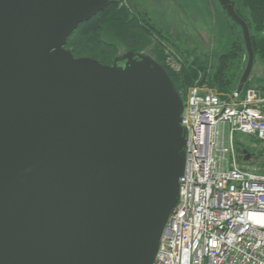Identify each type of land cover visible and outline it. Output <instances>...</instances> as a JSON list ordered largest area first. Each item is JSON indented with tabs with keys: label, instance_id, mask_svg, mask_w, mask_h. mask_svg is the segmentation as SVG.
I'll return each mask as SVG.
<instances>
[{
	"label": "water",
	"instance_id": "1",
	"mask_svg": "<svg viewBox=\"0 0 264 264\" xmlns=\"http://www.w3.org/2000/svg\"><path fill=\"white\" fill-rule=\"evenodd\" d=\"M217 1L247 52L234 99L254 51L234 2ZM108 3L0 0V264H152L177 204L184 101L165 68L65 48Z\"/></svg>",
	"mask_w": 264,
	"mask_h": 264
},
{
	"label": "built area",
	"instance_id": "2",
	"mask_svg": "<svg viewBox=\"0 0 264 264\" xmlns=\"http://www.w3.org/2000/svg\"><path fill=\"white\" fill-rule=\"evenodd\" d=\"M181 126L178 201L152 264H264V168L258 170L255 156L244 162L236 141L243 134L264 143V97L251 87L241 99L224 100L194 84Z\"/></svg>",
	"mask_w": 264,
	"mask_h": 264
},
{
	"label": "trees",
	"instance_id": "3",
	"mask_svg": "<svg viewBox=\"0 0 264 264\" xmlns=\"http://www.w3.org/2000/svg\"><path fill=\"white\" fill-rule=\"evenodd\" d=\"M231 1L234 2L238 16L246 22L249 31H252L253 34L250 32V36L254 57L258 56L264 66V0ZM223 11L230 22L240 28L228 13ZM153 37L156 39L155 43L151 45L150 38ZM174 39L165 36L159 28L149 22L145 14L135 12V9H132L127 2L109 0L108 5L102 11L79 25L69 36L65 48L70 50L75 57L88 56L109 65L112 64L120 48H123L124 52H142L151 46L150 56L165 68L179 93L185 91L190 85H194L193 83L199 78V72L203 70L202 78L208 79V84L215 87L214 89L217 90L221 98L228 100L230 97L224 96L223 93L233 90L234 87H232V81L226 78V72L229 62L237 58L236 52L230 51L220 56L215 67L216 71L207 72L208 63L201 61L199 57H194L190 61L185 53L188 50H183V46L175 45L177 41ZM179 41H181L180 38ZM167 43L174 46L175 55L166 51ZM166 59L169 60L171 68L166 64ZM258 82L259 86L246 83L238 99L243 98L246 89L251 87L264 97V69ZM181 97L185 101L186 95Z\"/></svg>",
	"mask_w": 264,
	"mask_h": 264
},
{
	"label": "rangeland",
	"instance_id": "4",
	"mask_svg": "<svg viewBox=\"0 0 264 264\" xmlns=\"http://www.w3.org/2000/svg\"><path fill=\"white\" fill-rule=\"evenodd\" d=\"M123 1L124 3L127 2L129 5H131V8L135 9V12L138 11L139 14H145L149 22L154 24L157 28H159L165 36L173 39L175 38L174 40L177 41L175 42V45L177 46L180 45L181 47L183 46L184 47L183 50H188L185 53H187L188 55L187 58H190L189 59L190 61H192L194 57H199L201 61L207 62L208 63V66L206 68L207 72L208 71L210 72L211 70L216 71L215 67L218 62V58L220 56H223L224 54L230 51L232 53L236 52L237 58L229 62V68L228 71L226 72V78L227 79L229 78L232 81V87H234V89L231 91H226V92L222 91V92H224L223 93L224 96L230 97L228 100L238 99L239 96L234 99H232L231 97L233 93L236 91L238 81L245 69L247 63V52H246L241 29L239 27L234 26L230 22L228 16L221 9L217 0H207V4L209 7L208 23L205 22V24L208 25L207 28L205 29L197 28L203 25V21L197 19L194 20L195 25H193L194 27L192 31L190 28L187 29L179 28V31H177L178 34H175V29L168 27L169 26L168 20L169 21L175 20V18H173L174 11H171V9L167 7L165 10H163L160 13L161 10L160 8L161 6L164 7L165 5L175 6L176 5L175 3L181 5L182 3L181 0H175V3L171 2V0H166L165 2L164 1L160 2L158 0H147L145 4L147 9H150L149 5L154 4L153 7L150 9L149 15L145 13L144 11L145 9L138 10V8H135L132 5V3L136 4L135 3L136 1L134 0L133 1L123 0ZM163 13L167 16L168 20L165 18H161L162 16L160 15ZM179 21L184 25H189V23H191L190 20L185 21L183 19H180ZM179 32H184V34H180ZM249 32L253 34L252 31ZM179 38L181 39V41H179ZM150 39L152 42L151 45H153L155 43L156 38L153 37ZM165 47L167 48L166 51L168 53H172L173 55H175V51H174L175 49H173L174 48L173 45L171 44L168 45L167 43ZM149 49H151V46L148 49L142 51L141 53L151 55ZM124 51L125 50L123 48H120L118 54H122ZM168 61L169 60L166 59V64L169 65L171 68L172 66L169 64ZM263 69L264 66L261 60L259 59V57L258 56L254 57L252 70L246 83L259 86L258 80L262 75ZM203 74L204 71L201 70L199 72L198 80H196L193 84H206L208 87L214 89L215 87L208 84L209 83L207 81L208 79L206 80L204 77L202 78ZM189 87H187L185 91H180V95L185 96L187 93V89ZM236 141L241 149H247L249 152L255 153L254 162L255 165L258 166V170L261 171L264 168V143L262 144L260 141H256L254 137H250L248 135H243V134L237 135Z\"/></svg>",
	"mask_w": 264,
	"mask_h": 264
},
{
	"label": "crops",
	"instance_id": "5",
	"mask_svg": "<svg viewBox=\"0 0 264 264\" xmlns=\"http://www.w3.org/2000/svg\"><path fill=\"white\" fill-rule=\"evenodd\" d=\"M133 1V0H132ZM136 1L134 3H132V5L135 8H138V10H144L145 13L147 15H149L150 9L153 7V5H149L150 9L146 8V1L147 0H134ZM160 2L162 1H166V0H158ZM171 2L175 3V0H171ZM181 5L178 3H175L176 5H163L164 7L161 6V10L160 13L165 10L167 7L169 9H171V11H174V15L173 18H175L174 21H169L167 19V16L163 13L160 16H162L161 18H165L168 20L169 26L170 28L175 29V34H178L177 31H179V28L182 29H187L190 28L191 31L193 29V25H195L194 20H202L203 21V25L201 27H197L199 29H205L208 27V25L205 24V22L208 23V19H209V12H208V4H207V0H181ZM144 6V8H143ZM180 19L183 20H190L191 23H189V25H184L182 23H180ZM204 26V27H203ZM196 27V26H195ZM180 34H184V32H179Z\"/></svg>",
	"mask_w": 264,
	"mask_h": 264
},
{
	"label": "flooded vegetation",
	"instance_id": "6",
	"mask_svg": "<svg viewBox=\"0 0 264 264\" xmlns=\"http://www.w3.org/2000/svg\"><path fill=\"white\" fill-rule=\"evenodd\" d=\"M249 153H252V152H249ZM252 154H254V153H252Z\"/></svg>",
	"mask_w": 264,
	"mask_h": 264
}]
</instances>
